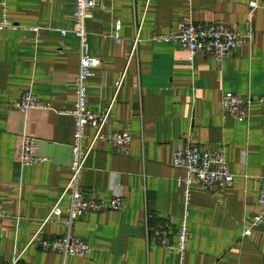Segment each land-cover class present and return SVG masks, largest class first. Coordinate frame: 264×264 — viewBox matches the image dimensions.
Returning <instances> with one entry per match:
<instances>
[{
	"label": "crops",
	"instance_id": "1",
	"mask_svg": "<svg viewBox=\"0 0 264 264\" xmlns=\"http://www.w3.org/2000/svg\"><path fill=\"white\" fill-rule=\"evenodd\" d=\"M250 1L97 0L86 21L90 53L99 60L87 102L95 112L112 102L104 130L128 131L131 143L127 154L104 142L90 152L80 184L105 201L121 197L122 207L77 217L72 233L91 251L64 257L30 240L56 204L61 213L43 224L40 238L60 236L69 217L68 199L60 197L70 178L73 118L62 111L73 108L79 70L75 0H5L12 27L0 29V262L21 254L22 264H264V224L243 235L264 189V7L256 0L250 13ZM250 19V36L221 61L200 53L190 62L177 43L151 40L178 31L183 20L224 23L246 35ZM27 90L49 107L12 109ZM224 93L252 99L246 122L223 117ZM24 135L37 140L45 161L21 165L16 150ZM182 137L203 149L222 147L235 177L213 193L189 186L190 239L180 255L157 238L169 224L175 241L184 210L177 179L186 173L172 165Z\"/></svg>",
	"mask_w": 264,
	"mask_h": 264
},
{
	"label": "built area",
	"instance_id": "2",
	"mask_svg": "<svg viewBox=\"0 0 264 264\" xmlns=\"http://www.w3.org/2000/svg\"><path fill=\"white\" fill-rule=\"evenodd\" d=\"M96 3L97 0H75L73 33L79 41V70L74 80L75 100L73 108L62 111L70 114L73 118V136L70 143V178L60 197V199L66 197L69 202L67 207L69 217L65 223L66 230L57 237L40 238L43 224L52 215L61 213L58 204H56L30 240L31 242L39 239L38 244L41 250L56 252L64 257L70 255L85 257L91 251V247L86 241L72 233V226L77 217L87 212L118 210L122 207L121 197H113L111 200L105 201L96 195L88 194L80 184L79 176L85 167L90 152L98 142H104L115 153L127 154L131 143V135L128 131L104 130L109 121L112 102L104 111L99 112L93 111L87 102L88 80L94 75L93 69L99 65V60L90 53L86 30V21ZM248 5L250 13H253L259 6L256 0L250 1ZM261 6L264 7V0H262ZM6 12V2L2 0L0 1V29L12 27ZM65 33L62 32L63 35ZM251 33V19L246 22V35L224 23L197 24L193 20H183L178 31L158 34L153 36L151 40L177 43L187 53L190 62L200 53L221 61L230 57ZM115 38L117 42L121 41L118 35ZM137 41L135 38L131 43L127 56L128 61L136 56ZM251 102L252 99L249 97L224 93L220 99L221 113L224 118L246 122L249 118ZM258 102L264 106V97L259 98ZM10 107L24 113L30 109H46L49 104L41 102L31 91L27 90L22 92L21 96L10 104ZM87 128L93 129L92 135L86 134ZM86 141L87 143H85ZM37 151V140L32 136H22L16 150L21 165L31 166L45 161V158L38 156ZM172 165L186 173L185 177L177 179V183L183 186L184 210L174 229L175 241L170 239L171 227L169 224H164L159 228L157 241L169 252L174 251L183 255L190 239L189 212L187 209L190 201L189 186L193 182H197L204 190L213 193L230 188L235 175L229 167L222 147L203 149L188 137H182L176 141ZM256 205L257 212L252 218L251 226L243 231L244 236L251 235V228L264 224V189L258 191ZM4 216H6V212L0 201V219ZM0 264H22L21 254L14 256L8 262H0Z\"/></svg>",
	"mask_w": 264,
	"mask_h": 264
}]
</instances>
